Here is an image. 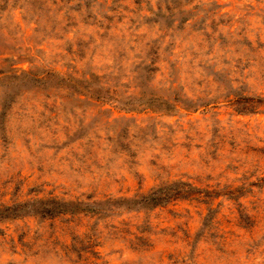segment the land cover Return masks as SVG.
<instances>
[{
  "label": "rangeland",
  "instance_id": "rangeland-1",
  "mask_svg": "<svg viewBox=\"0 0 264 264\" xmlns=\"http://www.w3.org/2000/svg\"><path fill=\"white\" fill-rule=\"evenodd\" d=\"M0 209V264H264V0H0Z\"/></svg>",
  "mask_w": 264,
  "mask_h": 264
},
{
  "label": "trees",
  "instance_id": "trees-1",
  "mask_svg": "<svg viewBox=\"0 0 264 264\" xmlns=\"http://www.w3.org/2000/svg\"><path fill=\"white\" fill-rule=\"evenodd\" d=\"M113 2H117L119 0H112ZM108 2V1H107ZM156 22V21H155ZM171 28V27H170ZM49 73H54V71H48ZM57 75H61L59 72H55ZM64 77V76H63ZM67 78L70 81H74V84H72V86H70V84H64L61 80V82H59V86L63 87L66 86L65 89H67V86H69L71 89H73L74 92H79L80 94H90L92 96H94L97 99H105L107 97H109L110 93L108 90L105 89V87L103 86H99L98 88H95L91 85V79H85V80H81V79H76L74 77L71 76H67L64 77ZM36 81H40V82H44L47 81L48 79H50L49 77H47V75H44L42 77H37ZM78 81V82H76ZM78 83H82V86H78ZM104 91L107 94H101L100 92ZM108 95V96H107ZM158 107L157 109H159L158 111L167 113V114H172L175 113L176 109L178 108V104L177 103H172L170 101H166V106H156ZM150 109H153L151 106H149ZM186 183L183 181H176L173 182L171 185H168L167 187L162 186L159 188H154L152 189L151 192L147 193V194H141L139 197H137V199H133L135 203H139V205H137L136 207H146V206H158V205H163V204H167L169 202H171L172 200L175 199H179V198H185L187 195H189L188 191H183L182 186L185 185ZM172 186V187H170ZM40 202L41 206L38 208H32L33 213H39L40 215H54V214H60V213H64V211H66L64 208H59L60 206H48L49 202H57L56 199H48V200H40L38 201ZM19 207V206H18ZM131 207V206H129ZM7 208V210H11V207H5ZM63 209V210H62ZM1 211V209H0ZM21 214H17V215H23L24 216V212H19ZM26 213V212H25ZM16 215V214H15ZM26 216V214H25Z\"/></svg>",
  "mask_w": 264,
  "mask_h": 264
}]
</instances>
